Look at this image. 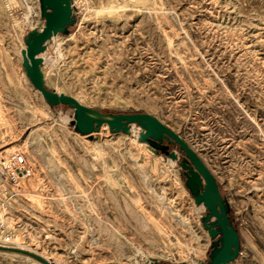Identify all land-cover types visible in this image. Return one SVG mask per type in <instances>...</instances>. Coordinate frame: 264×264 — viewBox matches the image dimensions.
Returning a JSON list of instances; mask_svg holds the SVG:
<instances>
[{
	"label": "rangeland",
	"instance_id": "1",
	"mask_svg": "<svg viewBox=\"0 0 264 264\" xmlns=\"http://www.w3.org/2000/svg\"><path fill=\"white\" fill-rule=\"evenodd\" d=\"M33 6L41 15L40 0H0V155L20 149L36 169L17 206L24 250L53 264L208 262V210L185 184L180 147L167 143L173 160L139 141L138 125L82 134L73 108L34 88L21 55ZM73 13L42 52L45 84L181 135L239 232L228 264H264V0H73ZM37 260L0 249V264Z\"/></svg>",
	"mask_w": 264,
	"mask_h": 264
},
{
	"label": "water",
	"instance_id": "2",
	"mask_svg": "<svg viewBox=\"0 0 264 264\" xmlns=\"http://www.w3.org/2000/svg\"><path fill=\"white\" fill-rule=\"evenodd\" d=\"M40 6L44 26L40 30L33 29L28 32L25 47L21 50L23 66L34 88L41 92L51 106L73 108L74 119L71 124L82 134L98 132L105 123L113 133L128 132L133 125H138L139 141H146L156 149L168 153L173 160L177 159L176 151H170L169 145L163 144V140L177 144L185 153L180 163L184 170L185 184L195 202L203 204L208 210L207 216L203 218V225L213 240L212 246L220 244L211 251V259L201 264H228L235 260L240 251V236L229 219L228 208L222 199L217 179L181 135L147 112L116 113L93 109L74 96L60 92L57 88L51 89L45 84V60L42 52L54 35L70 32L69 27L74 25L75 15L73 0H40ZM12 250L28 253L42 264H53L36 253L23 249ZM151 264L159 263L153 261Z\"/></svg>",
	"mask_w": 264,
	"mask_h": 264
},
{
	"label": "built area",
	"instance_id": "3",
	"mask_svg": "<svg viewBox=\"0 0 264 264\" xmlns=\"http://www.w3.org/2000/svg\"><path fill=\"white\" fill-rule=\"evenodd\" d=\"M33 29H42L44 19L36 16ZM36 169L24 151L14 149L0 155V248L23 249L15 240L16 218L21 215L17 206L27 201L25 180L35 175ZM16 224V225H15ZM20 227V225H19Z\"/></svg>",
	"mask_w": 264,
	"mask_h": 264
},
{
	"label": "bare ground",
	"instance_id": "4",
	"mask_svg": "<svg viewBox=\"0 0 264 264\" xmlns=\"http://www.w3.org/2000/svg\"><path fill=\"white\" fill-rule=\"evenodd\" d=\"M33 8L36 10L35 12H32V14H33V16H34V19H33V22L31 23V24H28V25H30V26H33V24H34V21L37 19L36 18V16L39 14V10H38V8L37 7H35V6H33ZM31 14V13H30ZM27 22H31V21H27ZM58 35V34H57ZM54 36H56V35H54ZM53 36V37H54ZM52 37V38H53ZM45 75H46V73H44ZM36 89V88H35ZM36 90H38V89H36ZM39 91V90H38ZM40 92V91H39ZM41 93V92H40ZM42 95V94H41ZM43 96V95H42ZM76 98V97H75ZM134 126V125H133ZM107 127H108V129H109V126H108V124H103L102 125V131L103 132H105L106 131V129H107ZM134 129V128H133ZM132 129V127H131V129H130V132H131V130H133ZM110 131V130H109ZM30 179V178H29ZM29 179H26L25 180V185H26V183H27V181L29 180ZM15 240L20 244V247L21 248H24V249H31V248H29L30 247V244H28V240H27V235L25 234V232L24 231H21V230H17V232L15 233ZM33 246V245H32ZM38 261V260H37ZM40 264H42L40 261H38ZM153 261L151 260L150 261V263H148V264H151ZM192 264H197V262L196 261H193L192 262Z\"/></svg>",
	"mask_w": 264,
	"mask_h": 264
},
{
	"label": "flooded vegetation",
	"instance_id": "5",
	"mask_svg": "<svg viewBox=\"0 0 264 264\" xmlns=\"http://www.w3.org/2000/svg\"><path fill=\"white\" fill-rule=\"evenodd\" d=\"M167 143L170 144L167 140L164 139V140H163V144H167ZM218 238H219V237H218ZM212 242H213V240H212ZM219 246H220V244L217 245V246H215V247L212 246L211 251H213L214 249H217Z\"/></svg>",
	"mask_w": 264,
	"mask_h": 264
}]
</instances>
